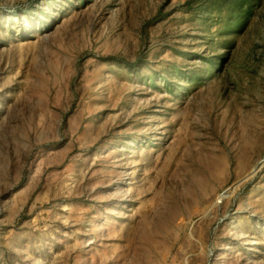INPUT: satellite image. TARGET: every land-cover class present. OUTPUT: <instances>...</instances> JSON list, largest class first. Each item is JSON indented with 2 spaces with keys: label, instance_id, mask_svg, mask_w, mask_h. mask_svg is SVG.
I'll return each mask as SVG.
<instances>
[{
  "label": "rangeland",
  "instance_id": "1",
  "mask_svg": "<svg viewBox=\"0 0 264 264\" xmlns=\"http://www.w3.org/2000/svg\"><path fill=\"white\" fill-rule=\"evenodd\" d=\"M0 264H264V0H0Z\"/></svg>",
  "mask_w": 264,
  "mask_h": 264
}]
</instances>
